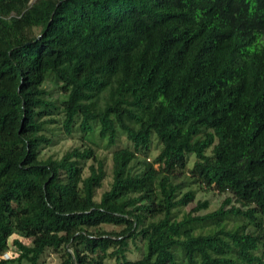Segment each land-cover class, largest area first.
Here are the masks:
<instances>
[{"label":"trees","instance_id":"1","mask_svg":"<svg viewBox=\"0 0 264 264\" xmlns=\"http://www.w3.org/2000/svg\"><path fill=\"white\" fill-rule=\"evenodd\" d=\"M50 253L264 264V0H0V264Z\"/></svg>","mask_w":264,"mask_h":264},{"label":"rangeland","instance_id":"2","mask_svg":"<svg viewBox=\"0 0 264 264\" xmlns=\"http://www.w3.org/2000/svg\"><path fill=\"white\" fill-rule=\"evenodd\" d=\"M81 142L79 141L78 138L76 139H65V140H62L60 141V143L58 145H55V146H52L51 149H46L45 151H47L46 153H54L55 155L57 156H61L68 148H70L71 146H75L77 144H80ZM156 147V146H154ZM100 152L103 154L106 153V150L104 149H101ZM159 152L158 149L154 148V150L152 151V154L149 158L150 159H153L154 156L157 155V153ZM109 163H111V159L109 158ZM111 178H108L106 181H105V184H104V188L101 189L99 191V195H101V193L109 187V182H110ZM195 191H196V200L193 201L192 203H190L186 208H185V211H189L190 209H192L199 200H209V207L204 209V210H201L199 213L200 214H204V213H207L211 210H215L216 208H218L222 202L224 201L225 199V195H221L215 191H212V190H207V189H201V188H198V187H195ZM15 238L12 237L10 239V241ZM13 250V248H12ZM10 251L9 254H13L14 251ZM15 250V249H14ZM143 253V250H142V242L141 241H138L137 245L134 244V243H131L130 244V249L129 251L127 252L128 254V257L130 259H137L139 257H141ZM46 264H56L58 263L59 259H58V256L55 254V253H50L47 258H46ZM104 264H118L117 261L115 259H107L105 261Z\"/></svg>","mask_w":264,"mask_h":264},{"label":"built area","instance_id":"3","mask_svg":"<svg viewBox=\"0 0 264 264\" xmlns=\"http://www.w3.org/2000/svg\"><path fill=\"white\" fill-rule=\"evenodd\" d=\"M9 253H10V251L6 252V253L4 254V257H5V258H9V257H11V254H9Z\"/></svg>","mask_w":264,"mask_h":264}]
</instances>
